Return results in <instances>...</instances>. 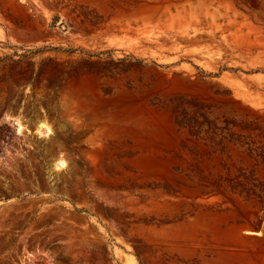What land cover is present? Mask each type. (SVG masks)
<instances>
[{
	"label": "rangeland",
	"instance_id": "374dc122",
	"mask_svg": "<svg viewBox=\"0 0 264 264\" xmlns=\"http://www.w3.org/2000/svg\"><path fill=\"white\" fill-rule=\"evenodd\" d=\"M259 256L264 0H0V264Z\"/></svg>",
	"mask_w": 264,
	"mask_h": 264
},
{
	"label": "bare ground",
	"instance_id": "6f19581e",
	"mask_svg": "<svg viewBox=\"0 0 264 264\" xmlns=\"http://www.w3.org/2000/svg\"><path fill=\"white\" fill-rule=\"evenodd\" d=\"M48 128V127H47ZM252 232H254V231H252ZM258 233V232H257ZM237 239V238H236ZM259 258L263 261L264 260V257H261V256H259Z\"/></svg>",
	"mask_w": 264,
	"mask_h": 264
}]
</instances>
